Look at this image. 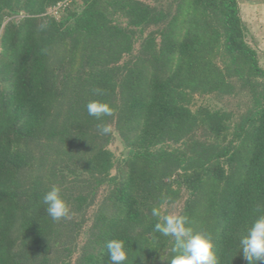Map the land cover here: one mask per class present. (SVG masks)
Wrapping results in <instances>:
<instances>
[{"label":"trees","instance_id":"trees-1","mask_svg":"<svg viewBox=\"0 0 264 264\" xmlns=\"http://www.w3.org/2000/svg\"><path fill=\"white\" fill-rule=\"evenodd\" d=\"M58 1L0 0V264H74L77 252L75 264H111L113 239L125 264H169L174 239L154 226L182 199L178 215L211 235L219 264H248L240 240L264 215V67L239 0H72L49 13ZM93 100L112 115L89 116ZM53 185L70 219L47 214Z\"/></svg>","mask_w":264,"mask_h":264},{"label":"clouds","instance_id":"clouds-1","mask_svg":"<svg viewBox=\"0 0 264 264\" xmlns=\"http://www.w3.org/2000/svg\"><path fill=\"white\" fill-rule=\"evenodd\" d=\"M86 108L88 115L97 120L112 115L110 105L98 100L90 101ZM99 130L104 134L111 131L107 125L99 126ZM42 202L46 205L47 214L54 221L71 218V209L63 198L62 189L59 186L53 185L45 192ZM152 215L160 217V211L153 208ZM154 230L174 239L172 252L176 255L172 257L169 264H219L211 235L195 232L189 226L186 216L165 215L162 217V222L155 224ZM106 248L111 264H125L128 254L123 240H110ZM240 248L248 264L264 261V215L258 217L248 229L247 234L241 238Z\"/></svg>","mask_w":264,"mask_h":264},{"label":"rangeland","instance_id":"rangeland-1","mask_svg":"<svg viewBox=\"0 0 264 264\" xmlns=\"http://www.w3.org/2000/svg\"><path fill=\"white\" fill-rule=\"evenodd\" d=\"M239 5L241 17L247 26V40L258 51L260 64L264 67V0H239ZM195 98V101L198 105L206 104L214 108H225L229 110H235L238 107V99L236 98H216L213 96H207L204 98L203 96L199 95H197ZM111 148L116 159H120L126 154V149L119 136L115 138ZM114 172L115 170H113V173ZM185 196L186 195L184 194V197ZM183 204L184 199L175 202L171 206H166V208L169 209V214L178 215ZM86 239L87 233L85 232L81 236V244H83ZM79 255V252L74 255V264L79 258Z\"/></svg>","mask_w":264,"mask_h":264},{"label":"built area","instance_id":"built-area-1","mask_svg":"<svg viewBox=\"0 0 264 264\" xmlns=\"http://www.w3.org/2000/svg\"><path fill=\"white\" fill-rule=\"evenodd\" d=\"M72 0H61V1H58L56 4H54L51 8H50V11L49 13H52V14H59L62 10H64L68 4L71 2Z\"/></svg>","mask_w":264,"mask_h":264}]
</instances>
